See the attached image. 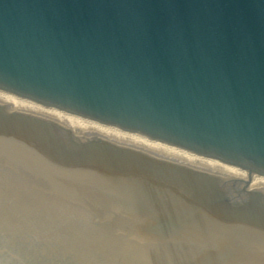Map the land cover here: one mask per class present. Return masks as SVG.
Here are the masks:
<instances>
[{
	"label": "water",
	"instance_id": "1",
	"mask_svg": "<svg viewBox=\"0 0 264 264\" xmlns=\"http://www.w3.org/2000/svg\"><path fill=\"white\" fill-rule=\"evenodd\" d=\"M0 89L249 171L0 106V264H264V0H0Z\"/></svg>",
	"mask_w": 264,
	"mask_h": 264
},
{
	"label": "bare ground",
	"instance_id": "2",
	"mask_svg": "<svg viewBox=\"0 0 264 264\" xmlns=\"http://www.w3.org/2000/svg\"><path fill=\"white\" fill-rule=\"evenodd\" d=\"M0 106L11 111L49 120L81 138L115 143L160 159L217 174L224 178L249 179V171L239 165L155 140L1 89ZM247 188L264 192V174L251 172V180Z\"/></svg>",
	"mask_w": 264,
	"mask_h": 264
}]
</instances>
